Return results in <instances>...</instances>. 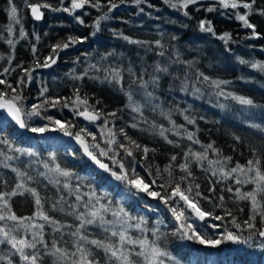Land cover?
Returning <instances> with one entry per match:
<instances>
[{
  "label": "trees",
  "instance_id": "16d2710c",
  "mask_svg": "<svg viewBox=\"0 0 264 264\" xmlns=\"http://www.w3.org/2000/svg\"><path fill=\"white\" fill-rule=\"evenodd\" d=\"M27 2L30 4L47 3L51 5V8L42 7L41 11L44 14L42 21L36 22L30 16L31 9L26 6L25 0H12L13 5L17 7V19L19 20V23H15L10 20L9 0H0V72H3L4 68H9V72L0 76V79H7L13 87H16L17 80L23 76L22 68L33 67L36 57H39L42 62L44 57L52 54L53 45L61 41L67 42L69 37H87V39L82 44L76 43L61 51L57 63L52 67L45 70L37 68L33 72L31 82L20 88L26 98L24 101L26 110L30 109L32 104L42 103L46 98L50 100L61 98V103H63V98L72 97L74 90L78 88L81 96L86 94L89 97V103L94 104L97 109L105 114L113 111L117 113L116 117H108V119L113 121L109 127L116 132L120 143L127 145L124 136L120 134V129H123L127 136L150 149L146 159L142 151L134 152L136 171L146 182H150L155 177L157 167L163 169L170 163L172 155L177 156V160L172 163L174 164L173 176L178 181L184 175L178 167L184 162V152L189 147L193 151H203L201 144L209 143H213L214 148L219 149L222 156L232 158L228 167H233L237 162L245 165L249 159L260 158L261 168L264 169V71L252 67L253 64H264V15L260 14V9L264 8V0H256L252 13L248 15L249 22L255 25L258 37L253 36L252 29L245 28L243 23L236 19L237 13L246 14L248 10L242 7L225 9L218 0H199L198 3L189 5L187 8L181 7L178 0H172L177 7L170 6L165 0H144L139 5L134 0H124L123 3L115 0L118 7L109 13V19L101 21L99 31L95 35H91L94 31L92 25L103 12L107 11L108 0H100L101 11L85 5L83 9H78L71 15L67 12L52 10L70 7L71 0H63V2L61 0H27ZM243 2L250 3L251 0H243ZM209 8L214 10L209 12ZM77 18L83 20L84 23L81 24ZM201 21H211L215 35L212 32L201 31ZM9 24L12 26L11 35L7 31ZM21 28L26 34L24 38L20 37ZM224 33L230 35L227 43L218 38ZM122 36L149 42L151 50L138 44H131ZM9 39L13 40L14 46L7 43ZM156 41H160L165 46L163 56L159 55L161 49L155 45ZM33 47L36 49L35 57L32 52ZM176 52L180 54V60L193 62L192 67L189 68L187 63H172L176 59L174 55ZM108 53H114V55L109 56L107 60H101V57ZM241 60L246 63H240ZM97 61L100 62L99 71L91 70L83 79L74 80L72 78L73 70L75 75L80 76L88 63L96 64ZM157 63L168 66V74L156 73L160 77L158 86L153 89V86L149 85L147 90L154 91V96L158 98L152 103L160 105L165 112L171 111V119L176 125H183L187 131L195 132L200 144H193L187 140L183 135V129H181L180 136L166 132L168 139L179 145L176 147L159 135L158 127H152L153 124L162 125L164 128H170L171 125L168 118L160 114L159 108L153 111L152 104L146 103L144 90L139 87L138 83H132L135 77L127 70L131 67L137 76L145 72L143 78L149 80L150 75L154 73V65ZM109 66L121 70L123 79L120 83L104 79V68ZM197 72L207 75L212 80L230 82L221 86L225 92L250 98L255 106H244L231 98L217 97L214 92L218 90L208 87L205 83L197 84L202 94L192 95V84L196 82ZM186 75L190 76L189 91L182 92L180 83ZM42 88L47 89L43 97L40 96ZM122 88L124 91L121 90ZM0 90L10 92L3 85H0ZM129 90L133 93V99L143 105L142 112L147 122L141 120L138 113L126 106L128 100L125 91ZM97 100L101 103L96 104ZM220 104H224L225 107H219ZM182 112L183 115H181ZM42 115L59 119L64 123L70 122L75 125L71 128L73 133L84 128L94 133L97 142L102 147H106L100 138L99 125L103 123V120L95 124L81 121L73 111L60 105L54 108L48 106V110L42 112ZM184 115L194 117L196 123L188 124L184 120ZM0 119L4 120L0 127V137L8 139L15 147L38 154L30 157L8 152V149L0 144V149H3L5 153L18 157L8 161L10 167H0V177H2L0 178V192L11 191L15 188L18 181L16 173L11 169L18 168L34 178L26 183L39 192L44 210L49 216L62 224L73 226L62 229L63 238L61 239V233H54L52 228L45 224L44 240L47 242L48 250H51L52 242L55 240L57 247L66 248L69 252L74 251L75 237L69 233L74 231L79 224L74 217L52 210V202L59 196L63 195L69 204L75 202V196H69L62 186L61 191L58 192L57 187L50 184L44 177L38 176L39 172L45 171L42 163L51 162L50 157H55V161L61 167L84 177L81 185L82 192L89 191L88 186H91L98 194L109 197L113 202V207L122 205L131 216L145 217L148 229L155 227L158 220L163 221L160 227L162 235L157 242L161 247L166 246L178 264H264V248L256 245L249 247L226 242L217 248H210L197 244L195 241L181 239L174 234L178 226L171 212L159 200H154L145 193L141 196L135 192V189L129 190L124 182L110 177L111 174L108 172L104 175L100 174L84 159L83 154L74 144L63 140L43 139L35 133H33L35 136L26 137L5 117L0 115ZM29 123L33 126H42L48 121L36 117ZM133 123H136L137 127H131ZM237 137L239 139H236ZM85 139L91 143L90 136H86ZM116 150L120 151V157L117 159L123 157V151ZM208 155L210 159H216L211 150ZM100 159L112 168L113 164L110 159L104 157ZM132 159L131 157L124 158L126 168L132 167ZM112 169L119 172L117 167ZM191 170L194 182L200 185V192L212 201L209 203L208 200H202L201 206L212 211L214 215L225 217L223 221L211 218L206 221L194 219L192 221L194 227L213 238L223 235L225 227L235 232L236 230L229 223L231 217L225 215V209L231 210L238 222L247 219L250 213V203L237 200L234 193L237 188H240L242 192L250 191L254 185H237L231 179L216 183L218 177H213L210 172L206 173L195 163L191 164ZM150 172L152 175H149ZM166 179L165 174L164 179L157 180V186L165 183ZM80 183L76 179L72 180L74 187ZM157 186H153L152 190H158L163 194L164 190ZM181 186L186 187L185 184ZM212 187L215 188L214 192L209 191ZM229 187L232 188V192L227 190ZM221 196L224 198L223 206L214 207L221 203L219 199ZM87 199L85 196L84 200ZM258 199L262 198L258 196ZM9 204L17 217H32L36 212L35 199L27 192L11 197ZM240 209H243V212ZM80 210L83 211V208ZM105 218L113 219L110 214H106ZM3 223L5 222H0V226H3ZM36 223H44V221L36 220ZM132 223L134 225L135 221ZM209 225L218 227L213 229L208 227ZM257 225L259 226V217H257ZM129 232L133 237L146 235L149 240L155 239L151 231L142 234L133 228ZM87 233L89 239L103 240L106 235L101 228L95 225L88 226ZM18 235H24L23 230ZM28 238L31 239L30 236ZM37 247L41 251L39 264H65L63 258L58 261L56 256L44 255L45 249L42 245ZM86 247L91 248L96 259L105 264L106 258L102 250L92 245H86ZM9 251V245L0 244V255L5 257L0 260V264H7L8 259H11L13 264H21L19 256H9ZM166 264H173V262L166 261Z\"/></svg>",
  "mask_w": 264,
  "mask_h": 264
},
{
  "label": "snow or ice",
  "instance_id": "6c2138e0",
  "mask_svg": "<svg viewBox=\"0 0 264 264\" xmlns=\"http://www.w3.org/2000/svg\"><path fill=\"white\" fill-rule=\"evenodd\" d=\"M61 2H63V0H61ZM120 2L123 3L124 0H120ZM134 2L139 5L143 3L144 0H134ZM165 2L172 7H177V4L173 3L172 0H165ZM178 2L181 7L187 8L189 5L198 3L199 0H178ZM218 2L225 9H237L242 7L248 10L246 14L237 13L236 19L241 21L245 28L252 29L253 36H259V34L256 33L255 25L250 23L248 19V15L252 13L253 4L256 3V0H251L250 3L243 2V0H218ZM25 3L26 6L31 9L33 18L37 21L41 20L44 15L41 11L42 7L51 8V5L47 3L30 4L27 0H25ZM9 5L11 6L9 12L10 20L19 23V20L17 19V7L13 5L12 0H9ZM85 5L95 8L97 11L102 10L100 0H71L70 7H64L62 9L55 8L52 10L67 12L71 15L76 10L83 9ZM106 7L107 11L103 12L92 25L94 31L91 35H95L96 32L99 31L101 21L109 19V13H111L113 9H116L118 4L115 0H108ZM213 10V8L208 9L209 12ZM260 14L264 15V8L260 9ZM185 15H187V13H185ZM77 19L79 20V18ZM79 22L81 24L84 23L83 20H79ZM200 29L204 32H212L213 35H215L211 26V21H201ZM7 31L9 35L12 34L11 24H9ZM25 35L23 28H21L20 37L24 38ZM122 38L131 44H138L142 47H146L149 51L151 50L149 42L132 40L128 36H122ZM218 38L227 43L230 39V35L224 33ZM86 39L87 37H69L67 42L61 41L53 45L51 49L52 54L44 57L42 62L39 57H36L33 67L22 68V66H20L23 71V76L17 80L16 87H13V84L9 83L7 79H0V85H3L5 89L10 90V92L0 90V110L6 113V116L10 118L11 121H14L20 129H27L31 133L43 135L46 132L59 131L63 133L64 136H72L80 145L84 154L104 172H108L116 180L124 182L129 190L135 189L136 193H145L148 197L154 200H159L163 203L171 212V216L178 226L174 234L178 235L181 239L195 241L197 244L210 248H217L226 242L236 245H247L249 247L256 245L264 248V169L261 168L260 158L249 159L245 165L237 162L233 167H228L232 161L231 157L222 156L220 150L214 148L213 143L207 145L201 144L203 151H193L189 147L188 150L184 152V162L178 165L179 170L184 173V175L181 176L178 181H176L173 176L174 164L172 163L177 160V156L172 155L170 163L163 169L157 167L155 177L150 182H146L136 171L134 152L142 151L144 158L146 159L150 149L138 144L131 137L127 136L123 129H120V134L124 136L127 145L120 143L117 139L116 132L112 127H109L113 121L108 119V117H116L117 113L113 111L105 114L102 110L97 109L94 104L89 103V97L86 94L81 96L78 88L74 90L72 97L63 98V103H61V98L51 100L46 98L42 103L32 104L30 109L26 110L24 104L26 98L20 90L21 86H26L27 83L31 82L33 79V72L37 68L52 67L57 63V58L61 51L69 48L70 45L76 43L82 44ZM7 43L14 46V42L11 39H9ZM155 45L161 49L159 55L163 56V49L165 46L161 44L160 41H156ZM32 52L35 57V47H33ZM111 55H114V53H108L107 55L102 56L101 60H107ZM174 55L176 56V59L173 60L172 63H187L189 68L192 67L193 62H184L180 60V54L178 52L174 53ZM99 63V61H97L96 64L88 63V66L80 76L75 75L73 70L72 78L74 80L83 79L91 70L99 71ZM240 63H246V61L241 60ZM252 67L264 71V64H253ZM127 71L130 75L135 77L132 83H138L139 87L144 90L146 103L152 104V110L156 111L159 108L160 114L168 118L169 124L171 125L170 128H164L162 125H152L153 128L158 127L159 135L169 144L179 147L174 141L169 140L165 133L171 132L175 136H180L181 129H183V135L187 140L191 141L193 144H200L199 139L196 138L195 132L187 131L183 125H176L175 121L171 119V111L165 112L160 105L152 103L153 100L158 98L154 96V91H148L147 89L149 85H152L153 89L158 86L160 77L156 75V73L168 74V66H162L159 63L154 65V73L150 75L149 80H144L143 77L145 72H141L140 75L137 76L131 67H129ZM8 72L9 68H4L3 72H0V76H3ZM104 72V79L109 82L116 81L117 83H120L123 79L119 68L111 66L105 67ZM196 76V82L192 84V95L195 96L197 94H202V90L200 87H197V84L205 83L208 87L218 90L214 92V95L217 97L223 96L225 99L231 98L244 106H255L253 100L250 98L233 95L231 92H225L221 86L230 82L212 80L201 72H197ZM25 77L27 79H25ZM91 78L95 79L96 77ZM189 80L190 76L186 75L181 81L180 90L182 92L189 91ZM129 88H131V85H129ZM121 90L124 91L123 88ZM46 91V88H42L40 96L43 97ZM125 95L128 100L126 106L133 112L138 113L141 120L147 122V118L143 116L142 112L143 105L133 99L132 91H125ZM99 103H101V101L97 100L96 104ZM57 105H60L63 108H68L70 111H73L75 115L82 117L91 124L103 120V123L99 125L100 138L106 147H102L101 144L97 142V137L94 133L89 132L84 128H80L79 131L73 133L71 128L75 127V125L70 122L64 123L59 119L42 115V112L48 110V106L54 108L57 107ZM219 107L224 108L225 105L220 104ZM181 115H183V112ZM36 117L42 120H47L48 123L42 126L31 125L29 121ZM184 120L188 124L194 125L196 123L195 118L190 115H184ZM3 123L4 120L0 119V127H2ZM131 127L135 128L137 127V124L133 123ZM86 136L91 137V143L85 139ZM236 139L239 138L237 137ZM0 144H3L8 149V152H16L20 155H27L30 157L38 155L34 151L15 147L13 143L6 138L0 137ZM116 149L123 151L124 155L120 159H117V157H120V151ZM209 150L215 154L216 159L209 158ZM0 157H2V159H0V167L5 168L10 167L8 161L18 158L5 153L3 149H0ZM100 157L110 159L113 166L119 168V172L110 168L107 163H104L100 159ZM126 157L133 158L131 161L132 167L130 169L126 168L123 162ZM50 161L51 162L45 161L42 163V167L45 171L39 172L38 176L44 177V179L50 184L57 187L58 192L61 191L62 186V189L66 191L69 196H75V202L71 204L68 203L63 195L59 196L58 199L52 202L53 211L63 212L67 216H72L79 221L75 230L69 233V235L75 237V240L73 241V248L75 250L69 252L66 248L57 247V242L55 240L52 242L51 250H48L47 242L44 240L45 224L51 227L54 233H61V239L63 238L62 229L72 228L73 226L62 224L60 221L49 216L44 210V205L39 192L35 188L29 187L26 183V181L30 182L34 178L28 176L26 172H22L18 168H12L11 170L16 173L18 181L15 188L11 191L0 192V222H5L3 223V226H0V244H7L10 246L9 256L18 255L21 264H39L41 251L37 246L42 245L45 249V252L43 253L44 255L56 256L58 261L63 258L65 264H102L100 260L96 259L92 249L86 247V245H92L94 248L103 251L106 258L105 264H166V261H172L173 264H178V262L174 261L172 254L167 250L166 246L161 247L157 242L162 235V233H160V227L163 224V221L158 220L155 227L148 229L146 226L147 219L145 217L131 216L122 205L113 207V202L109 197L104 194H98L91 186H88L89 191L82 192L81 185L83 184L84 177L73 173L67 168L61 167V165L55 161V157H50ZM192 163L201 167L206 173L210 172L213 177H218L216 183L231 179L234 180V183L237 185H254L253 189L250 191L242 192L240 188H237L234 193L237 200L248 201L250 203V213L247 219L238 222L237 217L232 215L231 210L225 209V215L231 217L229 223L232 228L236 230L235 232L225 227L223 235L213 238L212 236L201 233L194 227V224L192 223L194 219L206 221L208 218H211L216 221H223L225 217L214 215L212 211L206 210L201 206L202 200H208L209 203H212V201L209 197L203 196L200 192V185L194 182L193 172L191 170ZM165 174L167 177L165 183H160L157 186V180L164 179ZM149 175H152L151 172ZM61 178H63V180ZM73 179H76L81 183L74 187L72 185ZM182 184H185L186 187L182 188ZM153 186L163 189V194L158 190H152ZM227 190L232 192L231 187ZM209 191L214 192L215 188L212 187ZM25 192L34 197L36 212L32 217H17L11 209L9 200L11 197L23 195ZM85 196L88 198L86 201L84 200ZM258 196L262 199H258ZM219 199L221 203L219 205H214V207L223 206V196ZM81 208H83V211L80 210ZM240 211L243 212V209H240ZM106 214H110L113 219H106ZM257 217H259V226L257 225ZM36 220H42L44 223H36ZM132 221H135L134 225ZM92 225L101 228L106 234L103 240L89 239L87 229L88 226ZM208 227L215 229L218 226L209 225ZM133 228L142 234L151 231L155 239L149 240L146 235H143L142 237H133L129 232V230ZM21 230H23L24 233L22 236L18 235ZM29 236L31 239L28 238ZM3 259H5V257L0 255V260ZM7 264H13V261L8 259Z\"/></svg>",
  "mask_w": 264,
  "mask_h": 264
},
{
  "label": "water",
  "instance_id": "95a60500",
  "mask_svg": "<svg viewBox=\"0 0 264 264\" xmlns=\"http://www.w3.org/2000/svg\"><path fill=\"white\" fill-rule=\"evenodd\" d=\"M30 16H32V14H31V10H30ZM32 18H33V16H32ZM42 18H43V17H42ZM33 20H35V19L33 18ZM35 21H36V22H40V21H42V19L39 20V21H37V20H35ZM42 69L45 70V69H48V68H42ZM0 114H1L3 117H5V118H6V119H7V120H8V121H9V122H10L15 128H17L18 131H19L21 134L25 135L26 137H27V136H28V137L35 136V134L29 132L27 129H20L19 126L16 125L14 121H11V119L8 118V117L6 116V113H4L2 110H0ZM79 120L86 121V120H84L82 117H79ZM87 122H88V121H87ZM97 122H98V121H97ZM40 137L43 138V139L63 140V141H66V142H68V143H72V144H74V145L79 149L80 153L83 154L84 159H85L87 162H89V164H91L92 167H94L98 172H100V173H104V171H103L102 169H100L97 165H95V164L89 159V157H87V156L84 154V152H83V150L81 149L80 145L76 142V140H75L72 136H64L63 133H61V132H59V131H52V132H46V133H44L43 135H40ZM138 194H141L142 196H144L143 193H138Z\"/></svg>",
  "mask_w": 264,
  "mask_h": 264
},
{
  "label": "rangeland",
  "instance_id": "374dc122",
  "mask_svg": "<svg viewBox=\"0 0 264 264\" xmlns=\"http://www.w3.org/2000/svg\"><path fill=\"white\" fill-rule=\"evenodd\" d=\"M113 167H115V166H112V168H113ZM117 168H118V167H117ZM109 176L112 177L111 175H109ZM112 178H114V177H112ZM114 179H115V178H114ZM186 240H187V239H186ZM187 241H188V240H187Z\"/></svg>",
  "mask_w": 264,
  "mask_h": 264
},
{
  "label": "bare ground",
  "instance_id": "6f19581e",
  "mask_svg": "<svg viewBox=\"0 0 264 264\" xmlns=\"http://www.w3.org/2000/svg\"><path fill=\"white\" fill-rule=\"evenodd\" d=\"M82 121V120H81ZM84 122H87V121H84Z\"/></svg>",
  "mask_w": 264,
  "mask_h": 264
}]
</instances>
